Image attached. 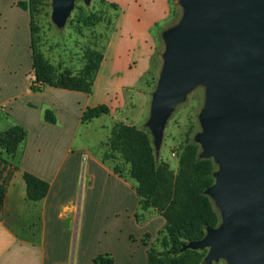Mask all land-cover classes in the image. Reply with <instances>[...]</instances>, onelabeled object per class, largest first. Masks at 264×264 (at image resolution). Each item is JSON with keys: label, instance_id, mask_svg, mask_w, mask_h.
I'll return each mask as SVG.
<instances>
[{"label": "crops", "instance_id": "0c3cea01", "mask_svg": "<svg viewBox=\"0 0 264 264\" xmlns=\"http://www.w3.org/2000/svg\"><path fill=\"white\" fill-rule=\"evenodd\" d=\"M19 1L27 0H0V108H8L27 132L1 168L6 193L0 210V264H101L94 261L101 255L111 256L112 264H149V250L165 218L155 208L143 209L136 181L103 161L111 135L100 142V151L77 141L83 125L103 116L83 122L89 107L106 104L112 115L120 95L107 84L121 70L132 75L130 63L118 61L104 70V54L91 93L47 85L42 92L31 91V17ZM145 2L146 20L136 22L134 33L139 54L150 66L149 29L168 20L172 0ZM148 66L142 61L141 72L123 81L132 86ZM45 109L54 111L56 123L44 119ZM26 172L50 184L43 199H29Z\"/></svg>", "mask_w": 264, "mask_h": 264}, {"label": "water", "instance_id": "95a60500", "mask_svg": "<svg viewBox=\"0 0 264 264\" xmlns=\"http://www.w3.org/2000/svg\"><path fill=\"white\" fill-rule=\"evenodd\" d=\"M90 3L91 0H84ZM180 24L163 32L165 65L149 122L159 148L173 106L198 80L208 78V107L197 136L201 158L219 164L205 193L223 211L187 249L207 250L202 264H264V0H181ZM63 27L75 0H53Z\"/></svg>", "mask_w": 264, "mask_h": 264}, {"label": "rangeland", "instance_id": "374dc122", "mask_svg": "<svg viewBox=\"0 0 264 264\" xmlns=\"http://www.w3.org/2000/svg\"><path fill=\"white\" fill-rule=\"evenodd\" d=\"M52 3L53 0H43L35 17L37 51L48 65L57 72L68 69L73 74H78L84 68L90 50L104 51L107 56L104 70L115 62L128 61L129 71L132 72L130 75L121 70L108 82L107 86L113 93L118 88L119 104L113 107L112 115H103L83 125L77 141L83 142L92 151H100V142L111 135L112 126L118 123L134 124L151 134L149 122L152 118V103L165 65L164 54L167 50L163 32L179 25L183 19L185 8L181 0H172L171 15L166 22L153 25L149 29L147 45L152 47L151 60H148L150 66L147 59L141 58L139 54L138 48L141 44L134 33L136 22L144 23L146 20L143 16L147 9L145 0H91L88 4L84 0H75V6L63 27H58L53 20ZM122 5L126 10L123 11ZM90 15L93 19L88 22L86 18ZM142 61H145L150 70L141 74L132 86H128L123 79L137 76L143 68ZM24 67L26 69V65ZM210 84L211 80L208 78L196 81L173 106L165 123L162 141L159 148L155 149V154L158 162H167L175 172L178 169L181 146L187 138L199 145L200 154L204 150L197 141V136L204 131L200 116L209 104ZM112 101L115 103L113 98ZM15 124H18L17 118H14L8 108L1 107L0 132ZM7 156L4 148H1L0 173ZM215 165L218 170L219 164ZM212 201L221 223L223 211L213 199ZM163 236L164 234H160L155 244L159 250L163 249ZM213 264H228V260L220 258Z\"/></svg>", "mask_w": 264, "mask_h": 264}, {"label": "trees", "instance_id": "16d2710c", "mask_svg": "<svg viewBox=\"0 0 264 264\" xmlns=\"http://www.w3.org/2000/svg\"><path fill=\"white\" fill-rule=\"evenodd\" d=\"M42 1L18 2L21 8L29 11L31 17L33 71L29 74L30 90L42 92L47 85L91 93L104 51L90 50L87 53V62L78 74H73L68 69L57 72L48 65L38 53L36 42L35 17ZM86 19L89 22L93 18L90 15ZM109 113L110 108L106 104H99L89 107L83 113L82 121L91 122ZM44 119L50 123L57 122L51 109H45ZM26 135L25 128L19 124L9 127L0 132V149L4 148L8 156H13ZM104 146L103 161L111 164L114 172L121 177L136 181L141 207L155 208L165 218L164 229L159 233V236L164 234L163 249L159 250L155 245L150 248L149 264H202L207 250H181L187 242L202 239L207 228L220 224L214 203L205 193L215 183L214 173L217 169L214 160L201 158L199 145L187 138L181 146L178 169L175 172L167 162L157 161L150 132L134 124H115ZM24 178L30 200L39 201L48 194L50 184L47 181L30 172H26ZM5 193V186L0 183V210ZM94 261L101 264L113 263L109 255L98 256Z\"/></svg>", "mask_w": 264, "mask_h": 264}]
</instances>
